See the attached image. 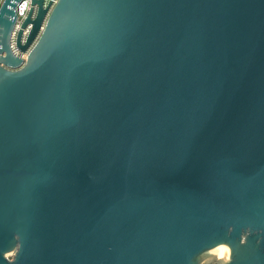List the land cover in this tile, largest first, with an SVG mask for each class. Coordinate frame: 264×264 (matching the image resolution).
<instances>
[{"label": "water", "instance_id": "95a60500", "mask_svg": "<svg viewBox=\"0 0 264 264\" xmlns=\"http://www.w3.org/2000/svg\"><path fill=\"white\" fill-rule=\"evenodd\" d=\"M22 1L0 264H264V0Z\"/></svg>", "mask_w": 264, "mask_h": 264}, {"label": "built area", "instance_id": "2783aa9c", "mask_svg": "<svg viewBox=\"0 0 264 264\" xmlns=\"http://www.w3.org/2000/svg\"><path fill=\"white\" fill-rule=\"evenodd\" d=\"M5 0H0V8L2 7L3 3H4ZM30 8H31V0H23L21 4H19L17 6V8L15 9L16 11V14H17V24H16V27H15V30H14V33H13V36H12V41H13V44L15 43V39H16V35H17V31L19 30L20 28V23L21 21L26 18L27 14L29 13L30 11ZM26 34V33H25ZM13 48H14V45H13Z\"/></svg>", "mask_w": 264, "mask_h": 264}, {"label": "bare ground", "instance_id": "6f19581e", "mask_svg": "<svg viewBox=\"0 0 264 264\" xmlns=\"http://www.w3.org/2000/svg\"><path fill=\"white\" fill-rule=\"evenodd\" d=\"M221 250V251H220ZM215 252L216 253H218V252H223L224 253V257H227L228 256V254H229V249L226 247V246H221V247H219V248H217L216 250H215Z\"/></svg>", "mask_w": 264, "mask_h": 264}, {"label": "rangeland", "instance_id": "374dc122", "mask_svg": "<svg viewBox=\"0 0 264 264\" xmlns=\"http://www.w3.org/2000/svg\"><path fill=\"white\" fill-rule=\"evenodd\" d=\"M220 251H221V250H220ZM214 255H215V254H214ZM214 255H213V256H214ZM217 256H219V257H224L225 255H224L223 252H218V253H217ZM215 258H216V255H215Z\"/></svg>", "mask_w": 264, "mask_h": 264}]
</instances>
